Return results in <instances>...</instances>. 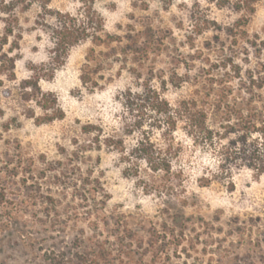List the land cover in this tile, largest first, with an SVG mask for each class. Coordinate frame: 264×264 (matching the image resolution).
Returning <instances> with one entry per match:
<instances>
[{
  "label": "rangeland",
  "instance_id": "rangeland-1",
  "mask_svg": "<svg viewBox=\"0 0 264 264\" xmlns=\"http://www.w3.org/2000/svg\"><path fill=\"white\" fill-rule=\"evenodd\" d=\"M47 1L44 21L42 0H0V41L17 58L16 77L0 76V264H264V174L221 168L222 143L196 144L184 119L173 129L148 108L161 97L176 109L219 81L237 94L242 77L264 82V51L246 42L264 37V0L248 15L235 0ZM90 5L115 41L54 61L56 12ZM36 74L61 119L26 97ZM144 131L173 145L170 173L128 172L109 143L130 151Z\"/></svg>",
  "mask_w": 264,
  "mask_h": 264
},
{
  "label": "trees",
  "instance_id": "trees-1",
  "mask_svg": "<svg viewBox=\"0 0 264 264\" xmlns=\"http://www.w3.org/2000/svg\"><path fill=\"white\" fill-rule=\"evenodd\" d=\"M15 1L17 2V0H11V3ZM23 1L30 5L38 0ZM257 2L258 0H235L233 8L248 15L254 12ZM42 8L45 11L42 18L44 21H48L49 14L54 11L49 8L47 0H42ZM55 21L52 31V52L54 61L60 64L70 48L80 42L92 40L94 44L100 46L110 44L116 39V37L110 36L109 41L104 40V20L93 5L88 6L80 15L58 11ZM11 32L12 29H10ZM8 37L6 35L4 40L0 41V76L3 75L13 80L16 77L17 58L10 55L13 53L12 48L10 51H5ZM117 39L121 41V37H117ZM138 41V39L132 41L131 49L133 51L139 49L137 48ZM246 42L251 48L264 51V37L261 35L256 34L253 39L249 38ZM90 79L84 78V82L87 83ZM39 81L40 76L36 74L34 79L26 82L23 87L26 97L36 99L37 104L46 112L51 109L59 111L60 114L57 117L61 119L64 112L57 101L54 106H50L45 101V94L39 87ZM240 81L239 94L228 85L227 81H219L218 84L221 86L218 90L212 84L200 98L183 100L176 109L161 97L153 98L148 108L153 114L174 119L172 120L173 129L176 128L179 120L184 119L188 133L196 144L212 147L216 146L218 142L222 143L219 150L221 168H226V166L230 168L232 164H243L257 174H264V100L256 95L257 89L263 88L264 82H260V78L255 75H251L249 78L242 77ZM54 119L38 118L37 121H52ZM231 135L234 137L228 142H223ZM109 143L121 149L122 160L129 166L128 172L135 171L139 174L142 163H145L152 172L170 173L172 171L173 156L171 151L173 145L171 144L167 148L159 146L148 136L146 131L140 134L139 140L130 151L124 149L122 142H114L111 139ZM5 202V190L0 184V204ZM85 263L83 261L82 264Z\"/></svg>",
  "mask_w": 264,
  "mask_h": 264
}]
</instances>
